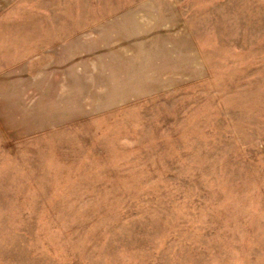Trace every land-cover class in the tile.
<instances>
[{
	"label": "rangeland",
	"instance_id": "rangeland-1",
	"mask_svg": "<svg viewBox=\"0 0 264 264\" xmlns=\"http://www.w3.org/2000/svg\"><path fill=\"white\" fill-rule=\"evenodd\" d=\"M0 264H264V0H0Z\"/></svg>",
	"mask_w": 264,
	"mask_h": 264
}]
</instances>
